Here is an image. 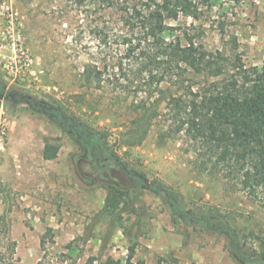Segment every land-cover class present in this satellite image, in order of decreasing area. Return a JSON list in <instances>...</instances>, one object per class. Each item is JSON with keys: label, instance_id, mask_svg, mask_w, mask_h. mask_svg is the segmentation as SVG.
I'll use <instances>...</instances> for the list:
<instances>
[{"label": "rangeland", "instance_id": "obj_1", "mask_svg": "<svg viewBox=\"0 0 264 264\" xmlns=\"http://www.w3.org/2000/svg\"><path fill=\"white\" fill-rule=\"evenodd\" d=\"M115 18L75 0H0V256H11L13 264H124L128 253L122 229L98 213L106 195L99 182L125 186L130 180L110 162L89 157L45 114L7 98L10 90L61 105L97 132L91 139L102 156L120 153L150 184L158 181L173 192L176 206L220 212L250 252L252 239L244 236L264 234V208L222 181L197 174L192 154L177 140L160 143L157 126L141 144L122 146L131 118L128 103H118L107 86L81 83L87 46L103 50L108 60L115 55L114 43L97 47L93 34L95 26H105L112 42ZM167 25L169 40L179 36L184 43L185 30L201 32L208 51L237 53L247 66L264 63V0H216L199 19L180 14ZM50 112L61 119L58 111ZM46 141L58 145L56 158L43 157ZM141 200L139 214L123 221L138 241L133 262L156 264L159 257L173 256L180 264H264L236 260L225 235L174 223L164 194L142 190Z\"/></svg>", "mask_w": 264, "mask_h": 264}, {"label": "trees", "instance_id": "obj_2", "mask_svg": "<svg viewBox=\"0 0 264 264\" xmlns=\"http://www.w3.org/2000/svg\"><path fill=\"white\" fill-rule=\"evenodd\" d=\"M75 1L116 17L112 42L105 26L93 30L97 47L114 43L115 55L108 60L103 50H89L91 46H87L89 61L83 66L80 81L87 88L107 86L118 103H128L131 118L122 146L141 144L157 126L160 143L177 140L192 154L191 164L197 174L222 181L227 189L243 193L264 208V63L261 67L247 66L237 53L208 51L201 32L185 30L184 43L179 36L166 38L171 30L167 20H175L180 14L199 19L204 8L216 0ZM6 97L27 105L33 113L45 114L61 132L72 135L83 151H89V157L110 162L130 180L132 185L125 186L99 182L106 195L98 216L107 219L111 227L119 226L127 236L124 264H144L142 260L132 261L138 241L123 223L125 216L139 214L136 201L142 202V190L165 195L174 223L225 235L236 260L264 263V234H245L253 243L250 252H245L246 244H241L239 233L220 212L176 206L173 192L158 181L150 184L145 173L129 166L120 153L102 156L100 145L91 139L97 132L69 116L61 105L20 90H10ZM52 110L58 111L61 119L53 116ZM57 153L58 145L46 141L43 157L54 159ZM0 264H13L11 256H0ZM156 264L180 263L170 256L159 257Z\"/></svg>", "mask_w": 264, "mask_h": 264}]
</instances>
